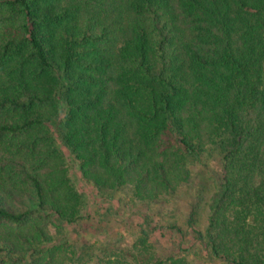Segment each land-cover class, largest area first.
<instances>
[{
	"label": "trees",
	"instance_id": "trees-1",
	"mask_svg": "<svg viewBox=\"0 0 264 264\" xmlns=\"http://www.w3.org/2000/svg\"><path fill=\"white\" fill-rule=\"evenodd\" d=\"M4 139L28 162H0V264H26L35 243L50 253L27 221L79 217L47 188L77 203L72 164L99 193L127 186L144 200L188 182L206 156L214 191L203 231L202 197L191 204L193 240L212 260L264 264V0H0ZM156 229L142 227L137 245Z\"/></svg>",
	"mask_w": 264,
	"mask_h": 264
},
{
	"label": "rangeland",
	"instance_id": "rangeland-1",
	"mask_svg": "<svg viewBox=\"0 0 264 264\" xmlns=\"http://www.w3.org/2000/svg\"><path fill=\"white\" fill-rule=\"evenodd\" d=\"M9 144L10 141L6 139L0 142V162L20 156L21 162L27 164L28 161L22 159L24 155H18ZM59 149L68 161V150L61 145ZM143 156L142 164L150 166L146 161V155ZM200 160L201 162L190 165L191 177L188 182L172 181L173 189L157 191V194L155 190L156 195L153 193L144 200L132 198L127 186L118 189L105 187L99 193L80 180L78 170L75 164H72L70 167L73 168L70 169L68 177L71 180L69 183L80 195L77 203L75 198L69 196V192L63 191L61 187L47 188L48 193L56 194L55 197L67 206L76 205L79 217L71 223L51 217L45 224L41 220H38L37 224L33 221L23 224L26 232H34L36 227L42 228L48 238L41 239L40 249H51L48 254H40L37 253L39 251L37 243L32 248L30 245L25 253V263L116 264V259L132 263L135 257L146 260L156 257V260L158 258L164 260L168 255L174 254L175 258H179L174 264H229L222 260H212L193 240L195 233L187 225L191 204L198 201L199 195L202 198L197 227L201 231L204 230L209 214L207 202L214 191L213 172L217 170L215 161L211 156ZM46 166L50 167V165L44 167ZM44 167L41 168V173L48 176L49 171ZM51 177L55 178V175ZM155 185L154 183L153 186ZM202 187L204 190L200 193ZM101 193L106 198L101 197ZM170 225L179 226L185 238L180 239L179 233L166 228ZM153 226L158 229L154 233L148 231L152 234L147 243L148 247L137 245L136 240L140 236L141 228L150 230ZM160 233H165L166 236L161 237ZM179 239L183 243L180 247L182 249H170V244L178 242ZM109 261L113 263H108Z\"/></svg>",
	"mask_w": 264,
	"mask_h": 264
}]
</instances>
